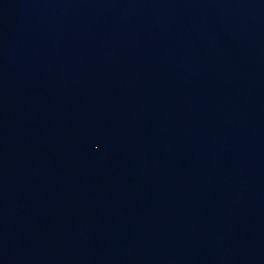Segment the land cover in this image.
Returning a JSON list of instances; mask_svg holds the SVG:
<instances>
[{"label": "water", "instance_id": "95a60500", "mask_svg": "<svg viewBox=\"0 0 264 264\" xmlns=\"http://www.w3.org/2000/svg\"><path fill=\"white\" fill-rule=\"evenodd\" d=\"M0 264H264V0H0Z\"/></svg>", "mask_w": 264, "mask_h": 264}]
</instances>
